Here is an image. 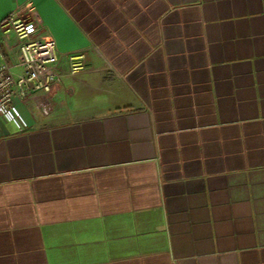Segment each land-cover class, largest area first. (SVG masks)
<instances>
[{
	"label": "crops",
	"instance_id": "crops-1",
	"mask_svg": "<svg viewBox=\"0 0 264 264\" xmlns=\"http://www.w3.org/2000/svg\"><path fill=\"white\" fill-rule=\"evenodd\" d=\"M18 6L82 69L0 116V264H264V0Z\"/></svg>",
	"mask_w": 264,
	"mask_h": 264
},
{
	"label": "built area",
	"instance_id": "built-area-1",
	"mask_svg": "<svg viewBox=\"0 0 264 264\" xmlns=\"http://www.w3.org/2000/svg\"><path fill=\"white\" fill-rule=\"evenodd\" d=\"M41 27L39 13L28 6H18L0 20V116L21 130L27 124L14 100H26L32 93H50L65 76H74L82 69L72 56L69 73L60 70L56 42L51 37H36Z\"/></svg>",
	"mask_w": 264,
	"mask_h": 264
},
{
	"label": "rangeland",
	"instance_id": "rangeland-1",
	"mask_svg": "<svg viewBox=\"0 0 264 264\" xmlns=\"http://www.w3.org/2000/svg\"><path fill=\"white\" fill-rule=\"evenodd\" d=\"M11 37H13V36H11ZM47 107H49V106H46V107H44V109L42 108V107H38L39 109H38V112H40V113H42V112H45V111H49L50 110V108H48V109H46ZM19 113H20V115H21V117L23 118V120L26 122V119L24 118V116L22 115V113L19 111Z\"/></svg>",
	"mask_w": 264,
	"mask_h": 264
}]
</instances>
